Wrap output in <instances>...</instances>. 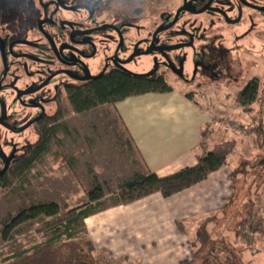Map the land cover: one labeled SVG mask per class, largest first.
<instances>
[{
  "label": "rangeland",
  "instance_id": "1",
  "mask_svg": "<svg viewBox=\"0 0 264 264\" xmlns=\"http://www.w3.org/2000/svg\"><path fill=\"white\" fill-rule=\"evenodd\" d=\"M181 1H159L155 4L158 10L157 16L162 15V12L169 13ZM225 1L230 2V0ZM251 1L259 7L264 6V0ZM41 3L43 4L42 0H0V86L14 82L15 79L18 82L17 86L23 83L22 87L28 83H39L46 72L44 64L49 60V48L39 35L40 30L35 23L36 17L42 18L40 14L36 15L42 9ZM237 7H234L236 11L224 9L228 18L237 21L236 25L219 24L213 13L182 15L172 29L159 35L160 44L174 45L176 48L167 54V57L174 58L168 67L181 69L180 77H175L166 71L168 67L160 63L162 58L156 52L134 57L123 65V71L130 75L153 77L160 73L164 76L167 85L175 89H183L201 106L210 107L213 104L212 112L214 109L218 110L220 116L213 126L205 129L199 150L207 151L218 144L235 142V148L228 158L233 165L232 170L240 172L233 177L230 174L233 199L225 212L215 217L213 222L206 224V221L211 220V217H207L201 221L195 220L186 226L190 238L189 247L187 244L183 245L187 257L183 264H235V261L237 264H242L241 262L250 259L248 255L252 254L254 249H248L245 245L248 242L247 234L242 235L240 243L235 241L234 233L238 224L247 217L250 209H255L254 216L258 214L257 216L264 218V167L261 168L259 165L261 161L264 163V149L260 148L256 137L247 131L249 126L258 124L264 130V98L247 108L248 112L243 111L236 102L237 93L252 79L264 83V12L246 9L240 11ZM79 18L77 21L83 23ZM145 19L141 22H129L124 26L121 25L124 22L119 20L122 31L121 41L114 33H102L101 36L113 40L104 46L107 48L105 55L113 53L116 40L119 41L120 46L118 58L124 62L133 56L135 50L145 52L147 47L145 40L150 39L154 29L159 25L158 21L149 20V17L147 21ZM192 22L201 29L194 35L195 42L190 47L179 48L176 45L187 42V38L177 37L175 34L183 30L194 34L189 27ZM84 24L89 25V20L85 19ZM239 36L243 37L239 38ZM14 40L20 41L21 44L15 45L12 43ZM16 55H21V58H16ZM27 55L32 56L36 61L22 57ZM99 57L98 51L97 56L90 61L92 78H98L103 71L108 73L112 70L110 67L105 69L101 66ZM175 58L185 59L179 63ZM212 74L216 77H210ZM62 80L61 77H57L45 89L50 93L47 98L51 102L46 106L45 112L46 115L52 116L59 110L60 118L55 123V131L61 135L64 152L71 153L68 155H74V159H77L84 156L89 147L84 138L89 130L91 118L89 114L76 115L71 112L66 94L61 87ZM57 87L61 89L59 96L54 94V89ZM56 104H58L57 108ZM0 105V112L2 107L7 108L6 114L10 124L13 123L16 128L22 127L37 113L34 110L22 109L4 91L0 92ZM93 120L103 124L109 122L110 117L107 112L99 110L95 112ZM220 128L226 133L219 134ZM37 140L36 128H30L20 134H12L0 127V148L7 155L12 150L20 155L26 145L33 144ZM110 147L112 150H117L114 146L110 145ZM97 154H91L89 160L91 161ZM122 155L125 154L122 153L121 157ZM68 165L69 163H60L55 159L54 150L50 149L25 178L14 179L11 187L5 191L0 188V233L3 224L9 218L34 205L55 203L59 206L61 214L83 205L87 200L86 192L96 181L103 185L107 193L102 207L111 206L115 202L112 195L114 184L130 174V170L123 166V171L108 170L105 176L99 174L100 176L97 175L98 177L95 178L85 176L86 171L81 166L77 170V175H74ZM97 172L102 173L100 170ZM47 222L46 219H41L19 227L8 242H2L0 236V263L3 259L28 249L48 237L49 234L45 231ZM203 229L208 232L211 240L208 239L205 249H201L202 247L195 241V234L198 230L203 234ZM257 244L258 249L260 247L263 249L264 238H259ZM89 259L94 264H114L107 258L100 260L93 255L87 258ZM252 259L253 264L259 263L258 255Z\"/></svg>",
  "mask_w": 264,
  "mask_h": 264
},
{
  "label": "crops",
  "instance_id": "2",
  "mask_svg": "<svg viewBox=\"0 0 264 264\" xmlns=\"http://www.w3.org/2000/svg\"><path fill=\"white\" fill-rule=\"evenodd\" d=\"M186 94L171 86L168 92L133 96L83 113L91 118L84 138L89 147L84 156L69 163L70 172L77 175L82 166L85 176H105L106 171L120 172L125 166L130 174L114 184L113 195L134 176L152 173L162 178L194 167V152L199 148L202 132L218 121L220 112H212L213 104L203 107ZM99 110L107 112L109 122L93 120ZM220 129L219 134L226 133ZM62 145L65 151L63 141ZM94 153L98 154L90 161ZM122 153L125 155L121 157ZM232 169L228 161L227 166L211 173L202 183L172 197L153 194L127 206H107L84 218L82 223L95 251L93 257L107 258L114 264H183L187 258L183 245L189 247L190 235L179 233L175 224L189 226L207 217H211L210 223L225 212L233 199ZM256 250L243 264H253L252 258L257 255L258 264H264V248Z\"/></svg>",
  "mask_w": 264,
  "mask_h": 264
},
{
  "label": "trees",
  "instance_id": "3",
  "mask_svg": "<svg viewBox=\"0 0 264 264\" xmlns=\"http://www.w3.org/2000/svg\"><path fill=\"white\" fill-rule=\"evenodd\" d=\"M159 1L162 0H107V4L125 20H143L158 14V10H154V5ZM170 90L171 87L165 83L161 74L144 77L114 70L90 80L86 85L68 86L65 94L71 112L83 114L100 106L114 105L129 97L147 93H163ZM186 97L193 99L190 94H186ZM263 98L264 83L261 84L253 79L237 93L236 102L243 111L248 112L247 108L257 101L261 102ZM59 118L60 112L57 110L55 114L46 118L43 125L36 128L38 140L23 148L12 169L0 179L2 190L9 189L14 179L25 178L33 166L38 164L42 156L48 153L50 149L54 150V157L60 163L73 162L74 155L65 154L61 135L55 131V123ZM205 129L201 137L205 134ZM247 131L256 137L260 143V148L263 150L264 138L262 136H264V130L262 126L259 124L249 126ZM234 148V141L218 144L207 151L198 148L194 152L197 161L194 167L183 169L178 173L162 178L152 173L134 176L117 188L113 194L115 202L111 206H127L153 194H160L163 198H169L200 184L211 173L227 166L228 158ZM259 165L261 168L264 167L262 161ZM239 173V171L232 170L231 177ZM86 199L83 205L64 214L60 213L57 204L46 203L23 209L15 217L9 218L3 224L0 233L2 242H8L19 227L41 219L48 221L45 231L49 236L44 238L42 242L3 259L0 264H94L90 259L87 260V258L92 257L95 251L82 221L88 216L101 212L104 209L102 205L105 203L106 197L102 187L98 183H94L93 187L86 192ZM254 211L255 209H250L247 217L238 224L234 239L240 243L242 235L247 234L246 247L256 251L258 239L264 238V218L257 216L258 214L254 216ZM253 217L255 219H252ZM209 221L205 223L208 224ZM175 225L179 233L187 235L188 229L184 224L177 222ZM198 233L199 230L195 234V241L199 243L201 249L207 248L208 239L210 240L208 232L203 229V234ZM241 263L243 264V262ZM235 264H237L236 261Z\"/></svg>",
  "mask_w": 264,
  "mask_h": 264
},
{
  "label": "flooded vegetation",
  "instance_id": "4",
  "mask_svg": "<svg viewBox=\"0 0 264 264\" xmlns=\"http://www.w3.org/2000/svg\"><path fill=\"white\" fill-rule=\"evenodd\" d=\"M42 2V13L39 11L38 14H36H40L42 18H40V16L36 17L35 23L36 27H39V35L42 36L47 47L49 48V60L44 64L46 67L44 70H46V72L39 83H28L22 87L21 85L23 83L20 86H17L18 82L17 79H15L14 82H8L0 86V92L4 91L8 93L13 99V102H15L19 107L37 112L36 115L27 120V122L23 124L22 127L16 128L14 127L13 123L10 124L9 118L6 114L7 108L2 107L0 117L4 112V119L2 120L0 127L12 134H20L30 128L35 129L38 126L43 125L46 118L50 117L46 115L45 112L46 106L51 103L47 98L50 96V93L45 89L57 77H61L63 79L61 87L64 89V92L68 86H82L89 83V80L80 81L78 79L87 78L89 75H91L90 61L97 56L98 51L100 53L99 64L101 66L104 68L110 67L112 68L111 71H122V69L119 70L115 67L116 65L124 62L118 58L120 47L118 42L121 41L122 38L119 20L124 22V24H121L122 26L127 25L129 22L142 21L125 20L124 18H121L116 14L115 9L107 4V0H42ZM209 2L210 0H182L175 9L171 10L167 14L162 12V15L159 16H157V14L149 16V20L159 22V25H157L154 29L150 39L145 40L147 44L146 51L149 48L152 49V52L149 55L153 54L154 52L159 53L160 57L162 58V62L160 63L166 67H168L174 60V58L167 57V54L170 51H156V49L159 48H174V45L160 44V39H158V37L165 31L158 33L155 39H153V35L157 30L164 29L169 26L175 19L178 10L183 7H185L188 11H181L177 17L176 23L180 20L182 15L195 16L213 13L214 16H216L219 24L223 23L227 25H236L237 21L228 18L224 12V9L236 11L234 7L238 6L237 8L240 11H242L241 9H246L253 12H264L262 10L264 9V6L259 7L251 0H230V2L225 0H213L207 7ZM231 5H233V7H231ZM205 8L206 10L203 13L198 14L199 11ZM154 10L157 9L155 8ZM78 17H80L79 19L83 20V23L77 21ZM83 17L89 20V25L84 24L85 19ZM145 21H147V18ZM93 22L95 25H93ZM175 24L168 30L172 29ZM189 27L192 28L194 34H191L186 30L177 32L175 35L177 37H186L187 42L178 44L176 46L190 47L194 44V35L195 33H199L201 29L199 25L194 24L193 22L189 24ZM105 32L114 33L119 40H116L114 51L110 55H105L107 48L104 46L113 42V40L109 39V37L101 36V34ZM199 37L201 38V35H199ZM242 37L243 36H239V38ZM153 41L154 44L151 46ZM12 43L16 45L20 43V41L14 40ZM135 53L141 54L139 56H145L142 55L144 52H138L135 50ZM22 57L36 61V59L29 55ZM16 58H21V55H16ZM184 59L185 58H175V60L179 63L184 61ZM167 69L168 70L166 71H169V73L175 77H180L182 74L181 69H176L175 67L171 66ZM205 70L206 69L204 68V71ZM28 75L30 76L31 74ZM210 77L215 78L216 76L212 74ZM60 91V88H55V96H59ZM57 106L58 104L55 105L56 108ZM0 151L5 156L4 158L0 157V173L4 170L5 165H7L6 172L0 177L1 179L9 170L12 169V166L14 165L18 155L16 152H14V150H12V152H10L8 155L5 154L1 148Z\"/></svg>",
  "mask_w": 264,
  "mask_h": 264
},
{
  "label": "water",
  "instance_id": "5",
  "mask_svg": "<svg viewBox=\"0 0 264 264\" xmlns=\"http://www.w3.org/2000/svg\"><path fill=\"white\" fill-rule=\"evenodd\" d=\"M213 0H210V2H209V4L207 5V7L211 4V2H212ZM206 10V8L205 9H203V10H201V11H199L198 12V14H200V13H203L204 11ZM263 11H264V9H262ZM181 11H188L185 7H183V8H181L180 10H178V12H177V14H176V16H175V19L173 20V22L169 25V26H167L166 28H164V29H159V30H157L155 33H154V35H153V39H155V37H156V35L158 34V33H160V32H163V31H166V30H168L169 28H171L175 23H176V21H177V17H178V15H179V13L181 12ZM153 44H154V41L151 43V46H153ZM180 47H182V46H179V48ZM174 49H176V48H159V49H156V51H159V52H167V51H172V50H174ZM152 52V49L151 48H149L146 52H144V53H142V55H149L150 53ZM139 55H141V54H134L133 56H131L129 59H127L125 62H122L121 64H118V65H116L115 67L117 68V69H119V70H121L122 69V71H123V68H122V66L124 65V64H126L127 62H129L131 59H133L134 57H137V56H139ZM105 69H106V67H105ZM104 69V70H105ZM104 71L102 72V74L99 76V77H101L102 75H104ZM94 79H96V78H92L91 77V75H89V77H87V78H83V79H78V80H80V81H85V80H94ZM4 119V112L2 113V115H1V117H0V124H2V120ZM0 157H2V158H4L5 156H4V154L0 151ZM6 162H7V160H6ZM6 169H7V165H5V168H4V170L0 173V177L6 172Z\"/></svg>",
  "mask_w": 264,
  "mask_h": 264
}]
</instances>
